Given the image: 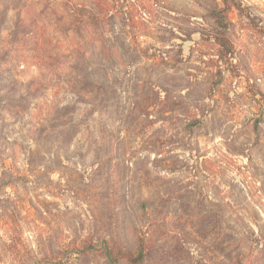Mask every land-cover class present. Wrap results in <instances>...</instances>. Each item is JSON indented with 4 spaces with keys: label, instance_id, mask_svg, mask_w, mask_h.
<instances>
[{
    "label": "rangeland",
    "instance_id": "1",
    "mask_svg": "<svg viewBox=\"0 0 264 264\" xmlns=\"http://www.w3.org/2000/svg\"><path fill=\"white\" fill-rule=\"evenodd\" d=\"M140 238L264 264V0H0V264Z\"/></svg>",
    "mask_w": 264,
    "mask_h": 264
},
{
    "label": "trees",
    "instance_id": "2",
    "mask_svg": "<svg viewBox=\"0 0 264 264\" xmlns=\"http://www.w3.org/2000/svg\"><path fill=\"white\" fill-rule=\"evenodd\" d=\"M231 7L227 5V3H224V8H220L218 11H216L215 13L211 14V17L215 18V17H223L222 21L224 20L227 21V19H224L226 18L225 16L228 14V12L230 11ZM222 25V24H221ZM225 26L227 25H224V28ZM143 208V211L146 212L147 210H145V205L142 206ZM139 247H138V250L136 252V254L132 255V254H128L129 255V258L128 257H125V259H128V261L130 262V264H142L144 258L146 257L147 253H146V250H145V240L142 239L141 241V238L139 239ZM122 254H126V253H122Z\"/></svg>",
    "mask_w": 264,
    "mask_h": 264
}]
</instances>
